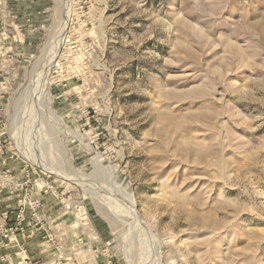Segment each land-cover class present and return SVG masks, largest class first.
I'll return each mask as SVG.
<instances>
[{
  "label": "rangeland",
  "instance_id": "374dc122",
  "mask_svg": "<svg viewBox=\"0 0 264 264\" xmlns=\"http://www.w3.org/2000/svg\"><path fill=\"white\" fill-rule=\"evenodd\" d=\"M0 264H264V0H0Z\"/></svg>",
  "mask_w": 264,
  "mask_h": 264
}]
</instances>
